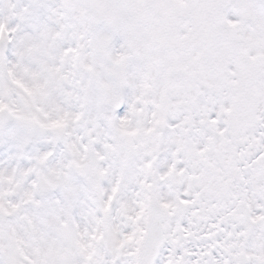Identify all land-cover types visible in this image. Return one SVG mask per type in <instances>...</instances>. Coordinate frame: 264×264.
I'll use <instances>...</instances> for the list:
<instances>
[{"label": "snow or ice", "instance_id": "1", "mask_svg": "<svg viewBox=\"0 0 264 264\" xmlns=\"http://www.w3.org/2000/svg\"><path fill=\"white\" fill-rule=\"evenodd\" d=\"M0 264H264V0H0Z\"/></svg>", "mask_w": 264, "mask_h": 264}]
</instances>
